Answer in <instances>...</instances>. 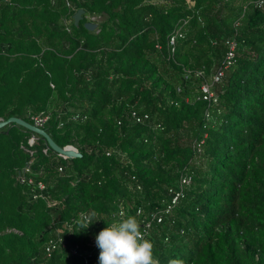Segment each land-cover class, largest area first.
<instances>
[{
	"label": "trees",
	"instance_id": "1",
	"mask_svg": "<svg viewBox=\"0 0 264 264\" xmlns=\"http://www.w3.org/2000/svg\"><path fill=\"white\" fill-rule=\"evenodd\" d=\"M41 113L82 156L0 129V264H99L96 235L128 216L152 221L158 264H264V0H0V116Z\"/></svg>",
	"mask_w": 264,
	"mask_h": 264
},
{
	"label": "clouds",
	"instance_id": "2",
	"mask_svg": "<svg viewBox=\"0 0 264 264\" xmlns=\"http://www.w3.org/2000/svg\"><path fill=\"white\" fill-rule=\"evenodd\" d=\"M91 223L82 227L87 228ZM95 239L100 249L99 264H158L153 258V243L144 238L135 216L108 225ZM169 264H183V261L172 260Z\"/></svg>",
	"mask_w": 264,
	"mask_h": 264
},
{
	"label": "built area",
	"instance_id": "3",
	"mask_svg": "<svg viewBox=\"0 0 264 264\" xmlns=\"http://www.w3.org/2000/svg\"><path fill=\"white\" fill-rule=\"evenodd\" d=\"M92 19H96V17H92ZM184 36V34L182 33V28L179 27L175 30L174 34L171 36L170 38V44L174 45L177 41L178 37H182ZM229 43V51L226 55V58L224 60V63L221 67H219V69L212 75V80L211 82H207L205 84H203L202 86V91H203V98L205 100H208L210 102H217L218 101V97L215 94L214 90H213V86L214 84H217L219 82H221L222 78L225 75V71L228 67L232 66L233 63L235 62V57H236V47H237V42L233 39L228 41ZM199 73H202V71H200ZM132 116L133 118H135V120L137 122H143L146 118H148V115H141L139 114L138 111L133 110L132 111ZM33 119L35 121V124L39 127H43L45 125V123L48 121L49 119V115L48 114H37L33 116ZM38 137L36 135H32L29 139V144L30 147L24 146V149L29 152L31 155H34L36 150L32 148V146H35L37 143ZM68 147L74 148L75 150H78L75 146L72 145H68ZM49 149V146L44 148V152H47ZM60 156H63L64 158H67L66 156H64L63 154H59ZM33 161L31 160L29 162V164L25 167V171L26 172H30L31 171V163ZM60 170H62V167L60 168ZM22 181H24V178H22ZM28 181L30 183H34V179L32 177L28 178ZM191 179L189 177H182L181 179V184H180V190L174 191L173 188H171V192L174 193V197H173V203H176L178 200V197L183 193V188L185 185H188L190 183ZM38 187L39 189L42 191L45 189V184L43 182H38ZM35 198H39V197H43L42 193H35L34 194ZM171 206L168 207V209ZM138 214L141 213V210H138L137 212ZM152 219H157L159 222L162 220V217L159 216L158 213L153 212L151 214ZM143 234L146 232L150 231V228L152 226V221L151 220H143ZM66 243L64 241V239L62 237L59 238H53L49 241L48 245H47V251L49 253H51L53 250L57 249V248H61V247H65ZM74 253H77V250L74 249L73 250Z\"/></svg>",
	"mask_w": 264,
	"mask_h": 264
},
{
	"label": "water",
	"instance_id": "4",
	"mask_svg": "<svg viewBox=\"0 0 264 264\" xmlns=\"http://www.w3.org/2000/svg\"><path fill=\"white\" fill-rule=\"evenodd\" d=\"M86 10L84 8L78 9L74 14L73 18L76 24H79V22L83 19L84 14ZM85 26L88 29L94 30L97 28L98 24L96 22L88 21L85 23ZM15 123L21 126H24L28 130H30L33 133L39 134L41 137H43L50 148H52L55 152L59 154H63L67 158H73V157H79L82 156V153L78 150H75L74 148L68 147V146H61L59 145L53 137L47 132L46 129L43 127H39L34 123H31L27 121L24 118L18 117V116H11L9 118H5L3 116H0V129L11 124Z\"/></svg>",
	"mask_w": 264,
	"mask_h": 264
},
{
	"label": "rangeland",
	"instance_id": "5",
	"mask_svg": "<svg viewBox=\"0 0 264 264\" xmlns=\"http://www.w3.org/2000/svg\"><path fill=\"white\" fill-rule=\"evenodd\" d=\"M263 260H264V258H263ZM263 263H264V261H262Z\"/></svg>",
	"mask_w": 264,
	"mask_h": 264
}]
</instances>
